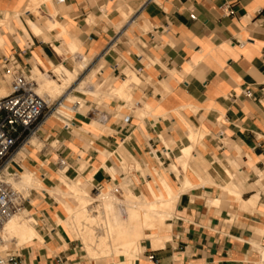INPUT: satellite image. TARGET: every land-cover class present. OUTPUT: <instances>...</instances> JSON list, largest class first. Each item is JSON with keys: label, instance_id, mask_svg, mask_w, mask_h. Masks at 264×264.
<instances>
[{"label": "crops", "instance_id": "obj_1", "mask_svg": "<svg viewBox=\"0 0 264 264\" xmlns=\"http://www.w3.org/2000/svg\"><path fill=\"white\" fill-rule=\"evenodd\" d=\"M35 1L0 0V93L16 67L41 83L53 67L83 65L79 76L89 64L108 99L79 92L84 106L49 114L16 148L12 171L42 184L24 204L38 237L11 254L16 264H260L264 0ZM74 183L151 200L168 185L177 202L165 242L88 258L66 222Z\"/></svg>", "mask_w": 264, "mask_h": 264}, {"label": "bare ground", "instance_id": "obj_2", "mask_svg": "<svg viewBox=\"0 0 264 264\" xmlns=\"http://www.w3.org/2000/svg\"><path fill=\"white\" fill-rule=\"evenodd\" d=\"M82 69L83 65H79L75 72H71L65 67L57 68L56 71L66 76L62 82L50 75L42 79L41 83L35 78L37 92L39 90L38 93L49 104L53 100H51L53 93L60 94L72 86ZM85 84L84 82L79 84L78 88L83 89ZM73 98L72 100H74ZM59 112L62 113L58 110ZM183 151L188 156L190 148H183ZM7 171H12L10 165H8ZM39 179L31 172H24L20 175L18 183L28 188L30 186L38 188L42 185ZM7 182L15 190H18L10 181L7 180ZM123 186L125 198L122 200L111 191L100 192L96 198H92L77 184L70 188L77 199V206L67 207L69 216L66 222L75 235L74 237L78 238L84 246L86 254L91 258L127 257L130 252L140 249L141 241L146 238L152 239L155 248L165 242L159 233L167 227L165 221L171 217L176 206L177 197L173 194L172 189L165 185L168 197L165 194L156 195L154 193L155 199L151 200L146 196L136 195L128 185ZM120 193L123 195V189ZM93 203H98L96 213H92L90 210ZM25 210V206L19 207L5 222L0 236V244L15 240L14 245H21L35 236L38 237L36 230L31 225V219L22 215ZM260 264H264V248L262 247L260 248Z\"/></svg>", "mask_w": 264, "mask_h": 264}, {"label": "built area", "instance_id": "obj_3", "mask_svg": "<svg viewBox=\"0 0 264 264\" xmlns=\"http://www.w3.org/2000/svg\"><path fill=\"white\" fill-rule=\"evenodd\" d=\"M227 10L232 14L230 6H227ZM191 17L195 19L194 15ZM243 94L247 98L254 97L249 89ZM49 105L37 92V83L31 75L21 67L14 68L11 72L10 92L0 98V236L5 222L26 201L21 192L7 182V177L13 174L7 171L9 160L17 147L28 143L38 133L50 110ZM119 190L116 189L115 193L120 194ZM5 261L16 264L12 255Z\"/></svg>", "mask_w": 264, "mask_h": 264}, {"label": "rangeland", "instance_id": "obj_4", "mask_svg": "<svg viewBox=\"0 0 264 264\" xmlns=\"http://www.w3.org/2000/svg\"><path fill=\"white\" fill-rule=\"evenodd\" d=\"M45 0H38V1H35V4H38V3H41V2H44ZM80 58H77L76 56H74V58L72 59V61H73V64L74 63H76L78 60H79ZM89 63H90V61H89ZM62 66H65V65H63V64H61L60 65V67L59 66H57V67H53V69H52V73H47V74H49L50 76H53V77H55L56 79H59L61 82H62V79L63 78H66V76L65 75H62V73H60V72H58V71H56V69L57 68H61ZM67 67V66H66ZM71 67H72V65H71ZM90 65L88 64V66H87V68H86V70H84L78 77L76 76V78H77V80L72 84V86L70 87V88H67L66 90H63V92H61L60 94L59 93H57V92H54L53 93V97L51 98V103H50V110H49V112H48V115L49 114H52V113H54V111H57L58 112V109H60L61 111H67L66 109H65V107H68V108H70V109H72L71 107V105L72 104H74V102H79L80 103V105L81 106H84L85 105V101L83 100V98H81V97H79V94L81 93V94H83V95H87V96H92L94 99H95V101H96V103H98V104H102L106 99H108V94L104 91V89H103V85H102V83L101 82H99L98 81V74L96 73V76L94 77V78H88V76H89V69H90ZM69 68V67H68ZM54 71H56V72H54ZM55 74H54V73ZM38 74H39V76H40V73L38 72ZM60 75V77H59V75ZM55 75V76H54ZM31 77L33 78V79H35V76H34V73H32V75H31ZM38 79V78H37ZM82 80H85L86 81V84L85 85H83V89H79L78 87H77V85H78V83H80ZM91 85H93L94 87H95V91L94 92H91L90 90H89V87L91 86ZM65 91V92H64ZM9 91L8 90H5V91H2L1 93H0V96H3V95H6L7 93H8ZM38 92H39V90H38ZM80 92V93H79ZM42 96V95H41ZM74 99V100H72V98ZM65 100V101H64ZM76 100V101H75ZM65 106V107H64ZM59 114H63V113H60L59 112ZM47 115V116H48ZM64 115V114H63ZM14 155V154H13ZM13 155H12V157H11V159L9 160V164L8 165H11V166H17V161H13L12 163H10L11 162V160H12V158H13ZM11 173H13L12 174V176H9V177H7V180L8 181H10L12 184H14L17 188H18V191L19 192H21V194L25 197V198H27L28 197V195H29V193H30V191H28L29 190V188L30 189H32L33 188V186H30L29 188L27 187V186H23V185H20L19 183H18V180H19V177H20V175L22 174V173H20V172H15V171H11ZM18 175V176H17ZM17 176V177H16ZM16 177V178H15ZM122 189H123V195L120 193H118V194H116L115 193V191H112V193L113 194H115L116 196H118L121 200L122 199H124L125 198V196H124V186L122 187ZM100 192H104V191H99V192H89L90 194V197H92V198H96L97 196L96 195H98V193H100ZM153 199H155V196H154V198ZM70 201H71V203H74L71 199H69ZM98 203H93L91 206H90V210L92 211V213H96V205H97ZM24 213L25 212H23L22 213V215L24 216ZM168 219V218H167ZM73 234V233H72ZM75 235L73 234V237H74ZM80 244H81V242L78 240V238H76V237H74ZM15 241V240H14ZM14 241H10L9 243L7 242V243H5V244H0V258H2V259H7V257L9 256V255H11L12 253H14V252H16L23 244H19V245H14L13 243H14ZM143 242V241H142ZM3 245V246H2ZM81 246L84 248V246L81 244ZM85 249V248H84ZM84 253H85V251H84ZM86 255V254H85ZM88 257V256H87ZM88 258H90V256L88 257ZM90 259H92V260H97V261H101V260H103V259H98V258H90ZM109 260L111 259H116V260H119V259H123V257H109L108 258Z\"/></svg>", "mask_w": 264, "mask_h": 264}]
</instances>
